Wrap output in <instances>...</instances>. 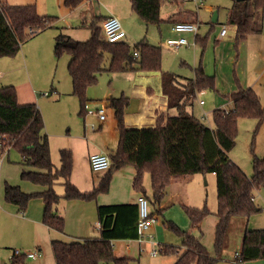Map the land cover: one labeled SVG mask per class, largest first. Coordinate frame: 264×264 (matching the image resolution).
<instances>
[{"label": "trees", "instance_id": "trees-1", "mask_svg": "<svg viewBox=\"0 0 264 264\" xmlns=\"http://www.w3.org/2000/svg\"><path fill=\"white\" fill-rule=\"evenodd\" d=\"M82 0H65L69 8ZM174 1V0H172ZM132 9L147 25H160L162 0H131ZM103 17L97 18V21ZM57 16L43 15L36 4H13L0 0V57L14 56L25 42L52 27ZM104 20V19H103ZM229 24L236 28L237 42L248 35L260 33L264 27V0L236 1L229 10ZM92 36L77 40L68 33L56 36L54 53L69 56L68 73L72 80V93L80 102V115L85 116L88 89L98 82L103 72L116 73L129 70H162V48L145 38L133 45L126 41L109 42L102 36L103 25L93 23ZM205 40L197 36V41ZM138 52V55L135 54ZM109 60V63L107 61ZM185 81H184V80ZM206 88H215V79L208 75L202 64L195 67L194 77H181L173 72H162V89L168 98V108L174 113L160 115L154 126L128 127L124 112L129 103L127 96L110 97L119 132V144L111 155L112 164L91 191H83L71 181L73 153L68 148L60 150L59 168L54 166L50 141L45 132L44 118L36 102H20L15 85L0 83V153L16 149L22 159L21 177L35 184L46 186L44 191L25 192L19 185L5 182L6 201L26 211L30 200L41 197L45 203L44 223L55 230L65 229V219L56 212L59 195L54 185L63 179L67 200H94L98 194L109 191L113 174L126 165L136 169L133 188L149 198L145 175L150 174L151 201L161 204L172 181L194 173H213L216 176L218 209L215 226V245L218 254L230 244L231 229L244 225L246 220L261 210L254 201L255 189H264V156L255 155L253 173L248 175L230 152L236 145L238 121L241 117L264 118V105L256 91L249 87L225 96L233 101V108L213 110L214 125L206 124L188 109L197 94ZM207 117V116H206ZM203 117V118H206ZM193 229L201 230V222L211 213L210 209L183 205ZM161 211V209H159ZM153 214V212H152ZM100 236L81 240L53 239L52 251L56 264H129V257H118L113 240L137 239L139 205L136 202L98 205ZM243 220V222H241ZM182 239V247L160 245L164 254H178L174 264H217L200 236L192 230L182 229L173 222L169 225ZM202 232V231H201ZM19 257L14 264L21 262ZM264 259V228L250 229L246 225L239 264Z\"/></svg>", "mask_w": 264, "mask_h": 264}, {"label": "rangeland", "instance_id": "rangeland-1", "mask_svg": "<svg viewBox=\"0 0 264 264\" xmlns=\"http://www.w3.org/2000/svg\"><path fill=\"white\" fill-rule=\"evenodd\" d=\"M9 1L13 4H36L40 14L57 16L52 27L40 32L26 44V48L33 47L30 58L31 71L36 84L41 88L39 89L41 99L37 103L44 116L45 131L49 137L55 167H59L61 163V148H71L69 146L71 142L83 141L81 138L77 140L76 137L72 138L67 135L81 132L79 136L82 135L93 141H105L101 132H105L110 138L108 133L111 128L115 127L116 120L113 109L106 107L109 117L104 121L103 129L100 131L90 127L92 121L97 123L96 118L80 115L79 100L68 94L72 86L67 69L69 56L64 53L61 57H56L54 37L62 31L79 36L80 39L77 40H87L92 36L90 26L95 22H99L100 25L103 22V19L97 21V18L112 12L119 14L118 17L123 27L127 22L132 25L135 34L142 32L141 39L147 31L149 39L152 37L157 44L163 46L162 65L171 72L191 78L195 75V67L201 63L205 72L214 77L215 88H206L204 92L198 93L192 107L189 106V109L201 119L202 113H208L207 117L202 119L206 124L214 125L213 110L222 105L225 107L231 105L225 93L232 91L233 86L245 89L252 87L264 105V27L262 32L250 34L244 40L237 42L236 28L228 22L229 10L234 0H202V2L162 0L160 12L163 19L179 11L191 13L197 18L200 39L205 37V43H201L200 40H195L194 34H186L191 44L173 48L168 47L166 43V38L175 34L171 32L172 23L165 20L160 26L152 24L146 27L141 18L138 21L131 20L129 17L132 12L131 0H82L71 8L65 5V0ZM215 12L218 14V20L214 23ZM223 25L227 26L228 33L221 37L220 31ZM134 38L127 34L124 40L133 45L140 40ZM133 71L136 70L100 74L93 88L94 98H110L112 95L128 97L132 83L128 76L133 74L131 73ZM154 73L159 74L160 71L141 75L144 78L148 75V79L153 80ZM52 86L56 90H51ZM199 100H204L205 105L200 106ZM98 104L100 105L99 101L89 102L91 107H96ZM66 140L69 143L64 142ZM85 141L87 143L88 140L85 139ZM75 150L78 153L76 148ZM255 155L264 156V118L262 122H259L255 118L241 117L238 121L236 145L230 152V156L248 175H251ZM21 159L20 153L12 148L5 154L0 168V201L7 205L6 208H16L18 216L19 206L5 199V182L20 185L25 192H33L42 187L22 179L21 172L26 165L21 163ZM147 175L149 177V174ZM58 182L54 187L58 193L63 194L64 185ZM131 185V182L127 185L130 191L133 189ZM145 185L147 193L151 196L152 188L149 179ZM170 186L163 199L161 211H159L160 204H155L148 198L149 210L153 212L156 220L145 231L143 242L139 243L137 239L130 242L116 241L114 249L117 253L132 258L129 264H172L175 255L162 253L159 244H174L182 241L181 237L169 226L173 222L180 228L192 230L200 236L209 253L218 259L217 264H239L236 261V253H240L246 225L250 229L264 228V189L259 188L254 191V201L257 206L261 207V210L253 213L244 225L240 224V227L233 228L232 234L231 229L234 223L231 224L230 244L222 251V254H218L215 245L216 219L212 215L218 209L216 176L212 173L188 174ZM184 204L197 207L207 206L210 209L212 214L203 221L201 230L193 229L190 218L183 207ZM13 214L16 213L0 208V264H13L11 258L14 249L37 251L39 244L42 247L41 256L31 260L26 258L28 260L18 264H56L50 239L42 238L39 231L18 221ZM140 246H142L141 250ZM155 248L158 252L153 256L151 251ZM247 264H264V259L252 260Z\"/></svg>", "mask_w": 264, "mask_h": 264}, {"label": "crops", "instance_id": "crops-1", "mask_svg": "<svg viewBox=\"0 0 264 264\" xmlns=\"http://www.w3.org/2000/svg\"><path fill=\"white\" fill-rule=\"evenodd\" d=\"M174 1H178V0H174ZM197 1L202 2V0H197ZM215 13H217V12H215ZM130 14H129V17H131L130 18L131 20L138 21V20H140L139 18H141L133 9H132V12ZM110 15H115L118 17L119 14L117 15L116 13L112 12L106 16H103L102 19H105L107 16H110ZM165 20L172 23L171 32L173 34L175 33L174 35L166 38V43H167L168 47H170L168 45V40H170V39H178L180 37H185L189 41V39L185 36L186 34H194L195 40H197V36H199V38H200V34L198 33L199 30H197V32H177L173 29V26L176 22H193V23H196L197 18L194 15H192L191 13H188L185 11H179V12H176V13L169 15L166 19H163V21H165ZM217 20H218V14L216 15V20H213V22L215 23V22H217ZM143 22H144V24H146L144 20H143ZM196 24H198V23H196ZM145 26L148 27L149 25L146 24ZM158 26H160V25H158ZM124 27H125L124 29L126 31V36H127V34H130L131 37H135L134 39H140L141 40V37L143 35L142 32L135 34L133 31L132 25L128 24L127 22L124 23ZM224 27L227 28L226 25H223L222 29ZM198 28H199V24H198ZM144 33H145V35L143 38H145L151 44L161 46L162 53H163V46L160 45L159 43L157 44V41L153 40L152 37H150V39H149L147 37V31ZM227 33H228V29H227ZM57 35L58 34H56V36ZM72 35L75 39H80V38H78L79 36H77L73 33H72ZM225 35H221V31H220L221 37H224ZM56 36L54 37V45H55V41H56ZM204 38L205 37H203L201 39L205 40ZM31 39H29L27 42H25L23 44L22 49L16 55L0 57V83L2 85H15L17 88V91H18V98H19L20 102H36L37 103V101H39L41 99L40 94H39V91H40L39 89H41V88H39L40 86H38L36 84V82L33 78L32 71H31L32 68H31L30 58H31V48L33 50V47L26 48V44L28 42H30ZM140 40H138V41H140ZM138 41H136L135 43H137ZM189 43L191 44L190 41H189ZM184 45H186V44L181 45V47ZM186 46H188V45H186ZM67 66H68V62H67ZM154 71H160V73L159 74L154 73L153 80L148 79V75H145L146 76L145 78L141 75V74H148V73H151ZM163 71L171 72L170 70H168V68H165V66L162 65V70H151L150 71V70L139 69V70L131 72L133 74H130L128 76L129 80H131V82H132L130 85V89H129L130 95H128L129 103H128V106L126 107L125 112H124V122L128 127L154 126L157 122V118L160 115L166 116L168 113H174V109L168 108V98L164 94L163 89H162V72ZM173 73H175V72H173ZM175 74H178V73H175ZM178 75H181V74H178ZM181 77H184V76L181 75ZM71 84H72V80H71ZM93 88H94V85L88 89V97L90 100L88 101V104H87V108H86L87 110H86L85 116H88V117L90 116V117L96 118L98 124L96 122L92 121L90 123V127H91V129H93L92 124L94 123L96 125V128H94L93 130H100L101 131L103 129V123H104V121H106L108 119L109 114H108L107 109H106V113H107L106 119L104 121H100L98 116L96 115V111L98 108H101V107L110 108L109 97L100 98V99L94 98ZM72 89L73 88L71 86V90L69 88L68 94L75 96L72 93ZM240 89H242V88L241 87L238 88V87L233 86L232 91H228L225 94H227V93L230 94V93L237 91V90H240ZM51 90H56V88L52 86ZM111 97H118V96L112 95ZM90 101L91 102L99 101L100 105L98 104V106H96V107H94V106L91 107L89 105ZM229 101L231 102V105L229 107H225L224 105H222L221 107H218V108H224V109L233 108V101L231 99H229ZM199 104H200V100H199ZM203 105H205V102L203 104H200V106H203ZM189 106H188V109H189ZM111 109H113V108H111ZM204 114L205 113H202V115H201L202 119H203ZM207 114L208 113H206V116H207ZM111 116H113V115L111 114ZM114 117H115V115H114ZM43 118H44V116H43ZM115 120H116V118H115ZM44 123H45V120H44ZM80 133H76L74 135L73 134L67 135V136H70L72 138L76 137L77 140H78V138H81V140H83L82 142H79V141L71 142V144H69V146L72 149L67 147L73 153V169H72V174H71V181L77 187H79L81 190L91 191L95 186H97L99 184L102 176L106 173V171H103V172L92 171L91 166H90V155L93 153H96V152H106L111 156L112 153H114L116 151L118 144H119V132L117 130V121H116L115 127L113 129L111 128L110 133H108V135H110V138H109V136L108 137L106 136L107 134L105 132H101L103 137H105V139H106L105 141H99V140L93 141V140H90L89 138H85L82 135L79 136ZM101 134H99L100 135L99 137L102 138ZM85 139L88 140L87 143H86ZM106 141L108 143H106ZM64 142L69 143L67 140ZM50 147H51V145H50ZM75 148L78 150V153L75 150ZM61 149H63V148H61ZM60 165H61V163H60ZM59 167H56V168H59ZM25 168H27V167H25ZM135 174H136V169L132 165H126V166H123L122 168L116 170L113 174V178H112V181L110 184L109 191H107L105 193L98 194L97 198L94 200H82V199L67 200V199L63 198L64 192H63V194L62 193L60 194L55 189V191L59 195L62 196V198H60L59 202L56 205V212L58 215L63 216L65 219V229L63 231H58V230L52 229L44 223L43 219H44L45 203H44L43 198H41V197H36V198H33L32 200H30L28 207H27V210L23 213L19 212V216H18V213L16 212V208H14V207L6 208L7 205H4V203L1 201H0V208H2L3 210L11 211L12 213H16L13 215L18 218L17 219L18 221H22V222H24L25 225H27V226L29 225L34 230L39 231L42 238L44 237L46 240L50 239L51 242L53 239H60V240H64V241H73V240H78V239L81 240V239L99 237L100 231H99L98 205H108V204L128 203V202H135L136 203L140 193L135 191V189L133 188V180H134ZM147 174L145 175V184H146L148 179L150 180V183H151L150 174H149V177ZM58 181H60L63 184V179H59ZM177 181H178V179H175L174 181H172L170 183L171 186H172V183L177 182ZM130 182L132 183V185H131V188H133L132 191L128 190V188H127V185ZM57 183H59V182H57ZM41 186H42L41 188L39 187L38 190H33V192L44 191L47 189L46 186H43V185H41ZM58 190L60 191V189H58ZM64 191H65V188H64ZM147 194L149 195V193H147ZM151 196H152V193H151ZM151 196L149 195V198ZM8 206H11V205H8ZM162 206H163V201L160 204V207H161L160 209L163 208ZM212 215L215 216V219H216L215 220V226H216L218 218L214 213ZM203 221L201 222L200 226H202ZM119 240H127L130 242V241H133L136 239L135 238L134 239H128V238L116 239V240L112 241L113 245L116 241H119ZM139 243H141V242H139ZM162 244H164V243H162ZM162 244H159V245H162ZM166 245H176V246L182 247V241L179 243L166 244ZM141 247L142 246H140V250H141ZM38 248L39 249L42 248L40 246V244L38 245ZM114 252H115L116 256H118V257H129L126 255L122 256L123 254H118L115 249H114ZM173 255H175V260H173L172 264H174L175 261L177 260L179 253L173 254ZM26 258H28L30 260L31 259H37V258L23 257L20 259L21 262H19V263H24L26 260H28ZM130 259H132V258H130Z\"/></svg>", "mask_w": 264, "mask_h": 264}, {"label": "built area", "instance_id": "built-area-1", "mask_svg": "<svg viewBox=\"0 0 264 264\" xmlns=\"http://www.w3.org/2000/svg\"><path fill=\"white\" fill-rule=\"evenodd\" d=\"M103 31L105 39L109 42H118L124 40L126 37V31L122 25V22L119 17L115 15L107 16L103 22ZM173 29L177 32H197L198 24L193 22H176L173 26ZM227 33V28L224 27L221 30V35H225ZM183 44L189 45V41L185 37H180L178 39H170L168 40V45L170 47H179ZM138 55V52H135ZM204 92V91H201ZM47 95V93H46ZM205 101L200 100V104H203ZM96 115L98 116L100 121H104L106 119L107 113L106 108L101 107L96 111ZM206 117V113L203 115ZM92 128H96V125L93 123ZM7 151L0 153V167L3 161V158ZM112 164L111 156L106 152H96L90 155V166L92 171L94 172H103L107 171ZM137 203L139 205V221H138V237L137 240L139 242H143L145 231L149 229L152 224L155 222L156 217L149 210V200L148 197L140 194L137 199ZM41 250L37 251H21L19 249H14L12 260L18 257H29V258H37L41 256ZM158 252L157 249H153L151 251L152 255H156Z\"/></svg>", "mask_w": 264, "mask_h": 264}, {"label": "water", "instance_id": "water-1", "mask_svg": "<svg viewBox=\"0 0 264 264\" xmlns=\"http://www.w3.org/2000/svg\"><path fill=\"white\" fill-rule=\"evenodd\" d=\"M236 1H244V0H236ZM216 15H217V13H215L213 20H216Z\"/></svg>", "mask_w": 264, "mask_h": 264}]
</instances>
